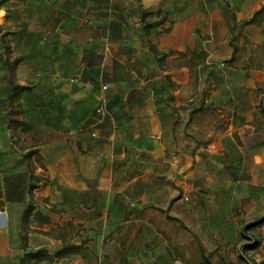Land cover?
Instances as JSON below:
<instances>
[{"label":"crops","instance_id":"1","mask_svg":"<svg viewBox=\"0 0 264 264\" xmlns=\"http://www.w3.org/2000/svg\"><path fill=\"white\" fill-rule=\"evenodd\" d=\"M4 2L0 39L11 27L24 90L0 100V264H19L25 249L44 254L28 264H107L112 245L124 252L123 225L136 221L135 258L172 264L161 236L149 237L154 228L126 215L138 200L123 195L132 180L117 179L119 165L136 158L137 171L157 174L164 162L194 163L180 126L223 107L204 98L205 84L231 59L232 15L249 20L264 0H11L17 17ZM184 51L206 57L185 64ZM0 85L12 94L6 80ZM27 204L33 209L19 212Z\"/></svg>","mask_w":264,"mask_h":264},{"label":"rangeland","instance_id":"2","mask_svg":"<svg viewBox=\"0 0 264 264\" xmlns=\"http://www.w3.org/2000/svg\"><path fill=\"white\" fill-rule=\"evenodd\" d=\"M4 1L9 8L6 15L15 17L10 9L14 3ZM22 15L27 18L28 14ZM10 28L0 39V84L5 80L9 84L5 60L12 62L15 57L7 37ZM228 41L231 59L206 82L203 91L204 98L223 107L201 110L192 123L180 126L179 141L188 153H196L194 163L178 162L173 167L164 162L163 172L157 174L137 171L136 158L119 165L117 179L132 180L130 194L142 192L126 215L154 228L148 231L149 237L153 231L161 236L172 264H197L205 259L214 264H239V257L264 264V11L251 25L233 23ZM8 97L0 85V100L12 103ZM229 102L233 109L225 108ZM253 106L258 118L254 114V125L246 129V113ZM12 114L16 116L17 110ZM139 225V221L123 225L126 232L118 238H122L124 252L115 253L112 245L113 261L107 264H151V254L135 258L139 251L132 247ZM245 246L255 248L245 254Z\"/></svg>","mask_w":264,"mask_h":264},{"label":"trees","instance_id":"3","mask_svg":"<svg viewBox=\"0 0 264 264\" xmlns=\"http://www.w3.org/2000/svg\"><path fill=\"white\" fill-rule=\"evenodd\" d=\"M264 11V5L257 11L255 12V14L252 16V18H250L249 20H243L241 21L242 24L244 25H251L254 23L256 17L263 13ZM232 20L235 23V17L232 15ZM232 27V26H231ZM170 28H166L162 31V33H167L169 32ZM9 50V48H8ZM10 51V50H9ZM177 55H179V58L181 60H183V62L185 64H190V65H198L199 63H201V61L203 59H205L206 54L204 52H199V53H194V52H189V51H184V52H178ZM22 61L21 58L19 57H14L13 61L11 62L8 58H6L5 60V66L8 68L9 71V85L12 88V94L9 95L8 99L10 101L15 100L17 94L21 91L24 90V88L20 87L18 84H16V82H14V78H15V70L17 68V66L19 65V63ZM35 153V152H33ZM30 154H27L25 157H28ZM31 180H36V178L32 175L31 176ZM36 188L34 183H31L30 185V190L33 191ZM131 191V187L128 186L124 191H123V195L129 199L132 200H138L140 199V196L142 195V192H140L137 195H132L130 194ZM1 199V196H0ZM2 205L1 200H0V206ZM33 209V206H31L30 204H27L25 212L29 213L31 210ZM24 240H26V238H23ZM255 247L253 246H245L243 249V253H248V251L254 249ZM44 257L43 252L40 251H31L28 249H25L24 255L21 257L20 259V263L19 264H26L28 263L31 259H35V258H42ZM239 264H252L251 260H248V258H244V257H239L238 261ZM251 262V263H250ZM197 264H214L211 261H209L208 259H205ZM217 264H234L232 262H219Z\"/></svg>","mask_w":264,"mask_h":264},{"label":"built area","instance_id":"4","mask_svg":"<svg viewBox=\"0 0 264 264\" xmlns=\"http://www.w3.org/2000/svg\"><path fill=\"white\" fill-rule=\"evenodd\" d=\"M96 113L98 114V115H101V116H103V115H105L106 114V109H105V107H104V105H99L97 108H96Z\"/></svg>","mask_w":264,"mask_h":264}]
</instances>
